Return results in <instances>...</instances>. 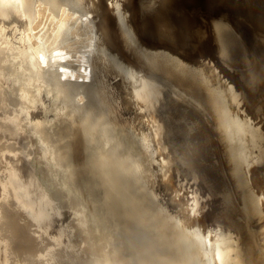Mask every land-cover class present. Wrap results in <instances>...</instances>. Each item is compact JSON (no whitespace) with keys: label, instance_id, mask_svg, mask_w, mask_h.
Masks as SVG:
<instances>
[{"label":"bare ground","instance_id":"obj_1","mask_svg":"<svg viewBox=\"0 0 264 264\" xmlns=\"http://www.w3.org/2000/svg\"><path fill=\"white\" fill-rule=\"evenodd\" d=\"M133 1L0 0V264H264V0Z\"/></svg>","mask_w":264,"mask_h":264},{"label":"rangeland","instance_id":"obj_2","mask_svg":"<svg viewBox=\"0 0 264 264\" xmlns=\"http://www.w3.org/2000/svg\"><path fill=\"white\" fill-rule=\"evenodd\" d=\"M134 2H135V0L133 1V5H134ZM134 19L136 20V23H138L137 22V16L136 15H134ZM157 40V39H156ZM155 40V41H156ZM178 47V46H177ZM186 47V46H185ZM196 47H198V50H201L202 49V45L201 46H196ZM178 49V55L179 56H181V57H184L182 54H183V52H184V50H182L181 52H180V50L179 49H182V47H178L177 48ZM184 49V48H183ZM180 53V54H179ZM182 53V54H181ZM194 54H196V53H194ZM185 57L187 58H189V59H192L193 57L192 56H189V55H185ZM128 107H126V109L123 111V113L125 114V116H127V117H130V116H134L135 114L133 113V111L130 109V108H128ZM127 110V111H126ZM126 113H128V114H126ZM158 192L160 193V195H161V197L163 198H165V200L168 202V204H169V207H170V209L171 210H173L176 206V204H172V202H170V196H171V194H170V192L168 191V190H166L165 188H164V186H162V185H160L159 187H158ZM163 198V199H164ZM238 199H240L239 197H238ZM263 224H264V222L263 221H253L252 222V225H253V228H254V230L257 232V238H258V240H259V245H260V247L264 250V244H263V234H262V232H261V228H262V226H263Z\"/></svg>","mask_w":264,"mask_h":264}]
</instances>
